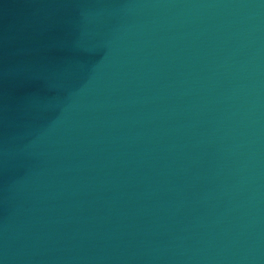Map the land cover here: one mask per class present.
<instances>
[{
    "label": "water",
    "instance_id": "1",
    "mask_svg": "<svg viewBox=\"0 0 264 264\" xmlns=\"http://www.w3.org/2000/svg\"><path fill=\"white\" fill-rule=\"evenodd\" d=\"M0 264H264V0H0Z\"/></svg>",
    "mask_w": 264,
    "mask_h": 264
}]
</instances>
